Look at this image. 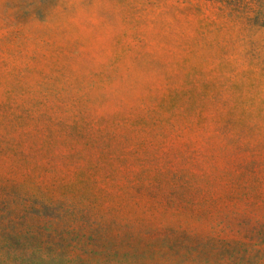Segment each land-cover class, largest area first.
<instances>
[{
  "label": "rangeland",
  "instance_id": "1",
  "mask_svg": "<svg viewBox=\"0 0 264 264\" xmlns=\"http://www.w3.org/2000/svg\"><path fill=\"white\" fill-rule=\"evenodd\" d=\"M0 264H264V0H0Z\"/></svg>",
  "mask_w": 264,
  "mask_h": 264
}]
</instances>
